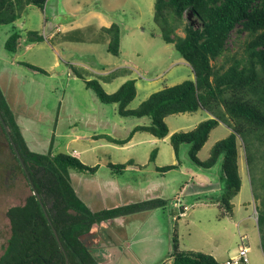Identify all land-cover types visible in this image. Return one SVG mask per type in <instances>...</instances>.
<instances>
[{
	"label": "rangeland",
	"instance_id": "1",
	"mask_svg": "<svg viewBox=\"0 0 264 264\" xmlns=\"http://www.w3.org/2000/svg\"><path fill=\"white\" fill-rule=\"evenodd\" d=\"M153 4L154 0H47L42 11L30 6L13 24L0 26V73L7 67L5 74H0V83L7 102L33 151L46 153L52 141L53 153L76 154L86 166H98L95 176L69 171L79 197L86 200L81 193L85 188L99 195L106 184L119 186L114 198L86 200L91 210L152 198L167 200L165 208L93 225L82 240L99 264H157L168 253L173 234L179 250L213 253L218 264L226 255H236L245 241L248 263L255 260L260 264L264 255L261 246L264 243V188L258 185V179L264 173V146L255 145L251 151L254 159L248 166L242 141L238 138L241 187L231 200L232 216L220 217L222 210L209 196L221 194L223 181L214 173L215 169H201L191 162L187 154L189 145L180 146V169L160 174L154 167L177 163L169 136L188 132L209 119L211 116L206 111L166 117L164 122L169 134L164 139L136 132L129 142L119 146L97 136L124 139L135 126L149 125L150 119L119 115L117 104L101 103L67 66L69 63L87 72L86 79L99 78L107 94L115 92L126 80L134 79L136 96L127 106L130 110L137 109L151 93L192 79L189 65L173 45L163 42L153 21ZM53 10L58 11L56 18ZM54 19L64 27L62 34L55 36L54 42L44 39L42 44L36 43L26 50L27 33H44L48 39ZM113 23L120 27L118 56L107 52V36L98 31ZM184 23L200 26V21L190 13L185 15ZM14 30L21 36L20 47L16 53H9L4 49V42ZM176 34L184 36L183 26ZM247 39L248 33L236 27L224 53L211 63L215 70L226 69L229 56L242 55ZM21 63L37 66L46 73L35 72ZM114 70L117 77L109 82L101 79ZM229 132L226 125L219 123L210 132L198 158L205 161L214 143ZM153 150L156 156L151 163L149 156ZM126 164L135 166L125 172L110 167ZM15 165L0 128V255L10 235L6 211L21 205L30 194L25 178L14 169ZM191 172L207 177L210 182L198 178V182L206 185L193 184ZM254 173L258 178L252 184ZM149 183L151 190L147 187ZM185 183L188 186L182 201L188 209L185 216L176 221L178 210L173 207L174 197ZM161 263L170 264L168 261Z\"/></svg>",
	"mask_w": 264,
	"mask_h": 264
},
{
	"label": "trees",
	"instance_id": "2",
	"mask_svg": "<svg viewBox=\"0 0 264 264\" xmlns=\"http://www.w3.org/2000/svg\"><path fill=\"white\" fill-rule=\"evenodd\" d=\"M47 0H0V26L13 24L20 18L27 6L43 10ZM153 21L160 31L164 43L173 45L192 71L193 78L164 87L151 93L137 109H127L136 96L134 79H128L113 93L107 94L97 79H86L84 70L67 64L71 73L84 81L85 87L94 92L103 104H117L118 113L123 117H148L149 125L135 126L124 139H115L108 135L98 138L123 146L136 132L147 133L157 139L168 136L164 119L170 115L206 111L211 117L200 122L188 132H176L169 136L176 161L182 144L189 145L188 157L201 169H210L216 165L220 169L223 189L216 198L219 203L220 217L232 214L231 200L238 194L241 179L238 174V138L242 141L246 163L252 164V149L255 145L264 146V0H154ZM192 14L200 21L199 27L184 23V17ZM183 26L184 36H178L176 30ZM240 27L248 33L243 54L229 56L228 66L223 71L212 66V61L225 51L231 33ZM101 33L107 36V52L118 56L120 46V27L111 24L102 27ZM20 35L12 31L4 42V49L15 53ZM29 42H42L44 37L35 32L27 33ZM24 67L39 73L44 70L28 63ZM116 71L102 77L109 82L117 77ZM219 123L226 125L229 134L214 143L205 161L197 154L206 143L212 129ZM3 124L7 126L18 155L30 177L32 185L39 194L50 223L33 194L22 164L17 158ZM0 128L7 141L17 169L25 178L30 194L21 205L9 207L6 217L10 235L6 241L0 264H99L91 250L81 240L89 233L93 225L119 217L165 208L167 200L152 198L122 206L92 211L76 194L72 187L69 171L93 175L98 166L88 167L77 157L67 153H53L52 141L46 153L30 149L21 129L15 120L0 89ZM257 151V150H256ZM156 151L149 156V162L155 160ZM127 165H110L124 170ZM177 168V165L156 167V171L165 173ZM251 176V183L257 180ZM258 185L264 188V173L258 179ZM264 203V201H262ZM179 211H182L180 209ZM176 213V218H178ZM259 223V216L257 219ZM56 231L61 246L54 233ZM264 254V243L261 244ZM170 264H218L208 254L196 251H181L175 234L171 238V250L168 253Z\"/></svg>",
	"mask_w": 264,
	"mask_h": 264
},
{
	"label": "crops",
	"instance_id": "3",
	"mask_svg": "<svg viewBox=\"0 0 264 264\" xmlns=\"http://www.w3.org/2000/svg\"><path fill=\"white\" fill-rule=\"evenodd\" d=\"M48 1H50V0H48ZM29 7L30 6H27L24 10H23V12L24 11H26V10H28L29 9ZM38 9V8H37ZM40 10V9H39ZM42 11V10H41ZM58 13V11H54L53 10V17L54 18H56V14ZM20 17H21V15H20ZM18 20V19H17ZM55 21H53L54 23H52L51 24V26H50V29H49V32H48V34H47V38L48 39H46V36H45V34L43 33L41 36H43L44 37V39L47 41V40H51V42H54V37L55 36H59V35H61L62 34V31H63V29H64V27L63 26H61L60 24H58V23H56V19H54ZM110 26V25H109ZM108 26V27H109ZM105 27V26H104ZM72 28V27H71ZM102 27H100L99 29H98V31H100V29H101ZM105 28H107V27H105ZM77 30V29H76ZM72 31H74V30H72ZM97 31V32H98ZM20 35V34H19ZM39 35V34H38ZM20 38H21V36H20ZM20 38H19V40H18V46H17V50H18V48L20 47V43H19V41H20ZM53 40V41H52ZM44 41V40H43ZM43 41L42 42H29L28 40H27V44H26V46H25V49L26 50H29L34 44H42L43 43ZM47 42H49V41H47ZM108 42V41H107ZM17 50H16V52H17ZM15 52V53H16ZM34 66V65H33ZM37 67V66H36ZM7 71V67H4L2 70H1V73L0 74H5V72ZM34 71V70H33ZM115 71V70H114ZM113 71V72H114ZM36 72V71H35ZM109 74V73H108ZM107 74V75H108ZM0 89H1V91H2V93H3V95H4V97H5V99H6V101H7V98H6V95L4 94V92H3V88H2V86H1V83H0ZM8 103V102H7ZM9 105V104H8ZM10 107V106H9ZM10 109H11V107H10ZM12 110V109H11ZM13 112V111H12ZM13 114H14V112H13ZM14 117H15V115H14ZM15 120H16V122L18 123V121H17V119L15 118ZM18 125H19V123H18ZM19 127H20V125H19ZM20 129H21V127H20ZM230 131V130H229ZM21 132H22V129H21ZM169 134V133H168ZM22 135H23V133H22ZM24 137V136H23ZM26 140V139H25ZM169 140V139H168ZM26 143L28 144V142L26 141ZM29 146V145H28ZM31 149V148H30ZM75 157H78V155H74ZM175 157V156H174ZM238 158H239V156H238ZM176 160V159H175ZM174 165V164H173ZM175 165H177L178 167L176 168V169H180V163L178 164V162L175 164ZM129 166V167H128ZM131 166V167H130ZM133 166H135V165H127L126 166V168L123 170L124 172L126 171V170H129L130 168H133ZM154 167L156 168V167H158V166H155L154 165ZM135 168V167H134ZM176 169H173V170H176ZM211 169H215V171H214V173L216 174V175H218V177H219V180L220 181H222L221 180V178H220V169H219V166L218 165H216V166H214V167H212V168H210V169H208V170H211ZM207 170V169H206ZM97 171H98V169H97ZM97 171L93 174V175H91V176H95L96 175V173H97ZM155 171H156V169H155ZM156 172H158V171H156ZM158 173H160V174H164V173H161V172H158ZM166 173V172H165ZM83 175H86V174H83ZM190 176V181L193 183V184H195V185H197V186H202V185H206V183H200V182H198V178L199 179H203L205 182H207V183H209L210 181H209V179L207 178V177H201V176H199L198 174H196L195 172H191V174L189 175ZM70 179H71V177H70ZM71 183H72V181H71ZM187 186H188V184L187 183H185V185H184V187L183 186H181L180 187V190H179V193L177 194V195H175V200H174V202L176 201V200H178L179 202H181L182 203V205H184V206H186L185 205V203L182 201V199H183V197H182V195L184 194V191H185V188H187ZM72 187H73V185H72ZM145 187V186H144ZM150 190H151V188H152V186H151V183H149L148 184V186H147ZM74 188V187H73ZM75 190V189H74ZM220 191H221V189H219ZM118 191H119V186L116 184V183H112V184H106L105 186H104V188H103V190L100 192V194L98 195L94 190H90L89 188H85L84 190H82L81 191V193H84V198L86 199V200H95V201H99V199H102V200H107V199H109V198H114V196L115 195H117L118 194ZM75 192H76V194H77V196L79 197V194L80 193H78V191L77 190H75ZM222 193V192H221ZM212 194H214V193H212ZM219 196H220V194H219ZM210 198L209 199H211V201L212 202H215L216 204L218 203L217 201H216V198L218 197H215V196H209ZM83 202H85V204L90 208V209H92L91 207H90V203L88 202V201H86V200H83L81 197H79ZM173 202V203H174ZM218 206H219V203L217 204ZM233 205V204H232ZM115 207H117V206H115ZM176 209V208H175ZM178 210V209H177ZM233 210V209H232ZM93 211V210H92ZM154 211V210H153ZM153 211H151V212H153ZM232 214H233V211H232ZM232 214H231V216H232ZM184 216H185V214H184ZM184 216H181V217H184ZM181 217H178V218H175V220L176 221H178L179 220V218H181ZM227 217V216H226ZM119 218H121V217H119ZM119 218H116V219H119ZM154 233H156V231H154ZM84 237V236H83ZM82 238V237H81ZM171 238H172V236H171ZM83 241V240H82ZM87 246V245H86ZM170 250H171V241H170V248H169V250H168V253L170 252ZM168 253L166 254V256L164 257V259H161L160 261H159V263L160 262H164V261H168V263H170L171 262V258H168L167 256H168ZM209 254H211V255H213V258H215V260H216V257H215V255L213 254V253H209ZM232 256H234V255H231V256H227L226 255V257H224L223 259H222V261H221V264L223 263V262H225L226 260H228L230 257H232ZM216 262H217V260H216ZM159 263H157V264H159ZM218 263V262H217ZM162 264V263H161ZM249 264V263H248ZM251 264H258V262H255V260H252V263ZM260 264H264V255L262 256V258H261V261H260Z\"/></svg>",
	"mask_w": 264,
	"mask_h": 264
},
{
	"label": "built area",
	"instance_id": "4",
	"mask_svg": "<svg viewBox=\"0 0 264 264\" xmlns=\"http://www.w3.org/2000/svg\"><path fill=\"white\" fill-rule=\"evenodd\" d=\"M173 207L178 209L179 217L184 216L186 210L188 209L187 206L182 205V203L179 202L178 200H176L173 203ZM180 209H182V211H179ZM247 254H248V247L247 245H245V241H243L242 245L238 248L237 254L230 257L222 264H248Z\"/></svg>",
	"mask_w": 264,
	"mask_h": 264
},
{
	"label": "water",
	"instance_id": "5",
	"mask_svg": "<svg viewBox=\"0 0 264 264\" xmlns=\"http://www.w3.org/2000/svg\"><path fill=\"white\" fill-rule=\"evenodd\" d=\"M3 128H4V130H5L6 135L8 136V140H9L10 145L12 146L14 152L16 153L18 160H19L20 163L22 164V167H23V169H24V172H25L26 178H27V180H28V182H29L30 188H31L33 194H35V196L37 197V199H38V201H39V203H40V205H41V207H42V209H43V211H44V214H45V216L47 217L48 222L50 223V220H49V218H48V215H47L46 209H45L44 205L42 204V201H41V198H40L39 194L36 192V190L34 189V187H33V185H32V182H31V180H30V177H29V175H28V173H27V171H26V169H25V167H24V165H23V163H22V161H21V159H20V156L18 155V151H17V149H16L15 146H14L13 140H12V138L10 137L9 130H8L7 126L4 125V124H3ZM53 233H54V235H55V237H56V239H57L59 245L61 246L60 241H59V239H58V236H57L56 231L54 230V228H53ZM81 240H82V238H81ZM65 264H69L67 259L65 260Z\"/></svg>",
	"mask_w": 264,
	"mask_h": 264
}]
</instances>
